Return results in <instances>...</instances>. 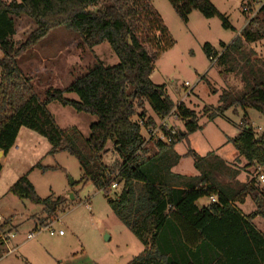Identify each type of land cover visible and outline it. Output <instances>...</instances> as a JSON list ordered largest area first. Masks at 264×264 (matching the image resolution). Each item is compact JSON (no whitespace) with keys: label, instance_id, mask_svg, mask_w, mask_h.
<instances>
[{"label":"trees","instance_id":"obj_1","mask_svg":"<svg viewBox=\"0 0 264 264\" xmlns=\"http://www.w3.org/2000/svg\"><path fill=\"white\" fill-rule=\"evenodd\" d=\"M102 1L0 0V51L3 55L0 59V152L7 155L20 129L27 128L48 141L49 155L65 151L78 160L83 173L80 184L91 182L102 191L115 183L122 184L121 193L116 200H109L110 205L144 247L128 264H264V233L254 224L256 218L264 220V186L256 178L249 184H241L223 183L219 180L224 176L221 174L217 179L201 175L185 178L184 186H174L151 181L142 169L143 157L151 148L160 151L173 148L178 140L188 138L201 127L194 110L183 102L176 106L166 87L155 85L151 80L156 62L174 44L152 0H109V6L96 10ZM168 2L186 23L195 10L207 19L222 17L211 0ZM258 14L260 16L251 18L229 46L221 43L222 54L206 44L204 52L208 59L216 58V63L225 65L231 52L251 65L250 52L243 50L244 42L264 40V5ZM22 15L31 18L37 28L25 43L17 44L13 39L16 35L13 17ZM61 26L77 33L88 50L107 43L119 62L113 67L98 63L68 88L48 89L42 101L34 92L31 80L23 76L17 58ZM250 68V73L243 74L246 92H223L220 106L209 112V121L234 107L243 111L251 109L264 116V70L254 69L252 65ZM67 93L77 95L79 100H68ZM53 101L97 118L83 147L79 145L78 130H62L57 125L47 108ZM146 106L153 113L152 117H146ZM171 114L181 119L185 131L178 132L170 144L146 141L138 122L155 127L157 121ZM246 120L245 115L239 134L229 143L247 162L246 167L264 168V139H256L254 131L246 127ZM110 142L121 162L107 167L103 164V154ZM186 156L195 157L197 168L208 158L198 156L191 149ZM217 161L224 166L219 158ZM239 174L235 172L232 177L236 179ZM138 183L144 185L139 194L135 190ZM9 193L41 206L47 218H55L62 212L66 201L52 196L41 199L27 176L11 186ZM248 196L252 197L256 209L245 215L237 204H243ZM206 197H214L216 201L200 209L197 202ZM43 225L44 222L40 224Z\"/></svg>","mask_w":264,"mask_h":264},{"label":"rangeland","instance_id":"obj_2","mask_svg":"<svg viewBox=\"0 0 264 264\" xmlns=\"http://www.w3.org/2000/svg\"><path fill=\"white\" fill-rule=\"evenodd\" d=\"M256 1L257 4H253V0H211L221 18L207 19L195 10L186 23L178 17L168 0H152L174 44L156 62L151 80L155 85L166 87L168 96L176 106L183 102L194 110L201 130L178 140L173 148L162 151L150 149V153L143 157L142 169L151 181L183 185L185 178L207 175L217 179L219 174L224 175L219 178L223 183L249 184L255 180L256 167H246L247 162L229 143L239 134L244 111L234 107L213 121H209L208 116L209 112L220 106L223 92H246L243 74L250 73L251 65L254 69L261 67L264 70V40L244 42L243 50L250 52L251 65H246L237 54L232 55L231 52L225 65L213 63L206 56L204 46L210 44L222 54L221 43L229 46L241 35L248 21L258 17L257 11L264 5V0ZM109 5V0H104L95 9L103 10ZM245 6L250 9L248 13L243 11ZM13 19L16 26L14 42L25 43L37 28L36 23L25 15ZM2 56L0 51V59ZM118 62L107 43L88 50L83 47L79 35L65 26L53 29L45 39L17 58L23 76L31 80L34 92L42 101L46 99L48 89L68 88L98 63L113 67ZM186 82L189 87L185 86ZM190 92L192 95L186 97ZM65 97L79 100L73 93H67ZM14 101L18 103L17 99ZM47 108L62 130H78L79 145L83 147L90 137V127L97 122V118L78 113L57 101L51 102ZM145 112L146 117H152L148 106ZM247 114L246 121L253 125V130L257 132L260 128V133H264V116L251 109ZM160 123L157 121V124ZM166 123L177 133L185 131L180 118L168 117ZM142 135L146 136L143 129ZM17 144L20 152H10L0 173V217L3 219L0 231L16 234L10 244L11 248L16 247V251L8 253L7 247L0 242V264H128L143 252L141 242L123 225L110 205L109 200H116L121 193L122 184L106 191L98 190L91 182L80 184L83 174L80 164L68 152L49 155L45 151V144H48L45 141L42 145L32 143L29 148L30 152H35V156H28L26 146H22L21 142ZM190 149L202 158L208 156L200 168L195 166V157L186 156ZM218 156L226 158V168L218 163ZM120 162L110 142L103 154V164L111 167ZM37 164L41 167L34 168ZM235 172L240 173L236 179L232 177ZM25 175L41 199L51 196L66 199L61 207L62 212L55 215L56 218H47L41 206L22 201L9 193L10 187ZM142 188L143 183L135 184L137 194L141 193ZM210 201L206 197L197 203L207 206ZM237 207L246 214L256 209L251 196ZM42 222L53 225L56 234L51 236L47 230L35 231L32 225ZM254 224L264 233L263 219L256 218ZM59 231L63 232V236L58 235ZM30 232L35 233L33 240H27Z\"/></svg>","mask_w":264,"mask_h":264},{"label":"built area","instance_id":"obj_3","mask_svg":"<svg viewBox=\"0 0 264 264\" xmlns=\"http://www.w3.org/2000/svg\"><path fill=\"white\" fill-rule=\"evenodd\" d=\"M257 4L256 0H253V4ZM243 11L248 13L250 11L249 8H247L246 6L243 7ZM259 12V11H257ZM216 58L212 59V62L215 63L216 62ZM186 87H189V83H185ZM192 92L186 94V97L191 96ZM173 116L172 114L168 117ZM167 117V118H168ZM167 118H165L164 120L161 121L160 124H156L155 127L151 126V127H146L145 123L142 121H139V125L142 127L143 131H145L146 136H144L146 141L152 140V141H161L163 143L166 144H170L173 140V137L175 135H177V132L174 131L170 126H168V124L166 123ZM247 123V122H246ZM244 125V123L241 121V125L240 127H242ZM247 128H251L252 130L254 129L253 125H249L247 123ZM254 131V130H253ZM169 132V136L167 135V133ZM258 133L260 135H258ZM254 134L256 136V139H264V133H260V128H258L257 132L254 131ZM256 179L257 181L260 183L261 186H264V168L257 166L256 167ZM113 189L118 188V184H113L112 186ZM212 202L216 201V198L212 197L211 198ZM3 222V219L0 217V224ZM53 225H43V226H38L37 228H35V231H42V230H47L49 232V234L51 236H54L56 234V232L54 231ZM58 235L63 236V232L59 231ZM16 237V234L13 232L10 233H2V231H0V242L1 244L5 245L8 249V253H13L15 252L16 249L11 248L12 244V240ZM35 238V233L34 232H30L27 235V240H33ZM10 245V246H9Z\"/></svg>","mask_w":264,"mask_h":264},{"label":"crops","instance_id":"obj_4","mask_svg":"<svg viewBox=\"0 0 264 264\" xmlns=\"http://www.w3.org/2000/svg\"><path fill=\"white\" fill-rule=\"evenodd\" d=\"M248 111L249 110H246V111H244V116L246 115V116H248ZM151 112V111H150ZM151 116H153V113L151 112ZM243 116V117H244ZM248 118V117H247ZM45 141L48 143V141L44 138V137H41L40 135H38L37 133H35V132H33V131H31V130H29V129H27V128H21L20 129V132H19V134H18V137H17V140H16V143H15V145L10 149V151L8 152V154L7 155H4V154H2V156H0V164L2 165V168H3V163L8 159V157H9V154H10V152L11 151H13L14 150V152L15 153H19L20 152V148H19V146H18V144L17 143H19V142H21V144H22V146H26V148H27V152H26V154H28V156H35V152H30V146H31V144L32 143H34V144H38V145H42V144H45ZM37 150H38V147H37ZM50 150H51V145L48 143V144H45V151L47 152V154L50 152ZM44 151V152H45ZM46 154V155H47ZM42 158H44V157H42ZM218 158L224 163V168H226V164H225V161H226V158L225 157H220V156H218ZM35 168V167H34ZM33 168V169H34ZM32 169V170H33ZM2 172V171H1ZM240 175V174H239ZM25 176H27V175H25ZM175 186V185H174ZM182 186V185H181ZM183 186H184V184H183ZM197 205H198V207L201 209V208H203V207H205V206H200L198 203H197ZM208 206V205H207ZM243 214H245V215H248V214H246V213H244L240 208H238ZM56 218V217H55ZM254 222H255V220H254ZM33 226V228H35L36 226H37V224H34V225H32ZM256 226V225H255ZM12 245V244H11ZM13 249H16V247L15 248H13ZM16 251V250H15ZM14 253V252H13Z\"/></svg>","mask_w":264,"mask_h":264},{"label":"water","instance_id":"obj_5","mask_svg":"<svg viewBox=\"0 0 264 264\" xmlns=\"http://www.w3.org/2000/svg\"><path fill=\"white\" fill-rule=\"evenodd\" d=\"M2 154H3V153H2V152H0V156H2Z\"/></svg>","mask_w":264,"mask_h":264}]
</instances>
